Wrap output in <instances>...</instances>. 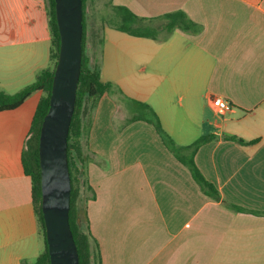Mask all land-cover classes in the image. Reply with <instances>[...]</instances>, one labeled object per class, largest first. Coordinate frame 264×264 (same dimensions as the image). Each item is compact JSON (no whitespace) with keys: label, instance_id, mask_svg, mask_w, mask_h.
<instances>
[{"label":"crops","instance_id":"1","mask_svg":"<svg viewBox=\"0 0 264 264\" xmlns=\"http://www.w3.org/2000/svg\"><path fill=\"white\" fill-rule=\"evenodd\" d=\"M110 4L144 18L181 10L196 25L164 42L106 25L102 45L85 15L86 53L112 84L83 110L80 207L98 244L94 259L264 264V0ZM26 36L25 28L0 29L1 92L16 94L54 66L51 36ZM216 95L231 106L224 115L210 102ZM43 96L34 92L17 109L0 112V264H34L44 251L22 161ZM136 101L154 110L177 146L215 137L198 149L195 163L221 201L201 189L151 124L132 121Z\"/></svg>","mask_w":264,"mask_h":264},{"label":"trees","instance_id":"2","mask_svg":"<svg viewBox=\"0 0 264 264\" xmlns=\"http://www.w3.org/2000/svg\"><path fill=\"white\" fill-rule=\"evenodd\" d=\"M87 1L88 0H83L84 19L82 20L84 32L82 42V65L80 66L81 74L77 89L75 111L68 136V162L72 182L69 221L79 252L80 264H101L100 255H98L97 261L94 259L92 244L94 243L97 246L98 244L90 231L87 213L80 207L83 185L81 183H83L84 177L81 136H83L84 128L83 110L85 103L88 100L102 97L110 92L109 90L112 89V84L110 82H105L102 79L99 63H95L92 66L91 58L86 53L87 23L85 15ZM49 2V29L51 32L52 44L51 57L54 62V66L52 68L42 70L33 84L27 86L16 94H7L0 91V112L17 109L34 92L42 91L44 93V96L38 104L36 112H34L35 115L30 134L22 156L24 172L32 181V206H34L44 242V251L34 264H50V256L46 240V229L42 213L39 135L43 119L49 109L53 77L59 57L60 35L55 14V0H49ZM115 11L116 18H119V21L115 22L112 26L117 30L136 37L152 38L159 42L166 41L176 30L189 32L193 29L194 25H196L195 22H192L186 13L181 10L164 14L160 18L140 17L124 7H117ZM156 19L162 21V23L154 26L152 22L156 21ZM103 41L104 39L102 38L101 44ZM136 104L140 111L146 112V114L152 116L153 119H148L146 116H135L132 121L141 120L153 125L164 145L174 154L178 161L188 167L192 177L201 189L214 200L221 201V195L215 185L206 179L195 163V155L198 149L209 141L214 140L215 137L206 136L198 139L189 146H177L174 140L171 139V137L162 128L161 122L154 110L146 103L136 101ZM239 142L244 144L247 143L242 139H240ZM253 142L255 141L250 143ZM228 206L233 207L235 210L240 212H247V210L239 206L237 207L236 205L229 204ZM79 219L81 220V223L78 222Z\"/></svg>","mask_w":264,"mask_h":264},{"label":"water","instance_id":"3","mask_svg":"<svg viewBox=\"0 0 264 264\" xmlns=\"http://www.w3.org/2000/svg\"><path fill=\"white\" fill-rule=\"evenodd\" d=\"M55 14L60 35L59 57L49 109L39 135L42 213L50 264H80L69 221L72 182L68 136L82 65L83 0H55Z\"/></svg>","mask_w":264,"mask_h":264},{"label":"rangeland","instance_id":"4","mask_svg":"<svg viewBox=\"0 0 264 264\" xmlns=\"http://www.w3.org/2000/svg\"><path fill=\"white\" fill-rule=\"evenodd\" d=\"M49 0H0V29L15 28L27 29V40L51 36L49 29ZM116 6L110 4V0H88L86 3V14L90 27L99 33L98 39L102 38L104 26H112L119 21L116 18ZM94 24V26L92 25ZM154 26L160 25L162 21H153ZM91 28H89L91 32ZM99 44L96 46V57L99 53ZM134 115L153 119L152 116L140 111L138 108H130ZM153 126V125H152Z\"/></svg>","mask_w":264,"mask_h":264},{"label":"built area","instance_id":"5","mask_svg":"<svg viewBox=\"0 0 264 264\" xmlns=\"http://www.w3.org/2000/svg\"><path fill=\"white\" fill-rule=\"evenodd\" d=\"M210 102L219 115H224L231 109L230 104L217 95L212 96Z\"/></svg>","mask_w":264,"mask_h":264}]
</instances>
